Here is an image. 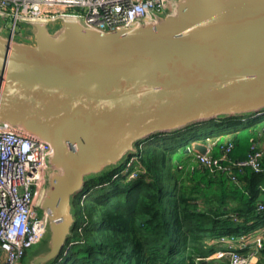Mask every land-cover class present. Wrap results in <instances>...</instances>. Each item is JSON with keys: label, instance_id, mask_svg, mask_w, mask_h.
I'll list each match as a JSON object with an SVG mask.
<instances>
[{"label": "water", "instance_id": "1", "mask_svg": "<svg viewBox=\"0 0 264 264\" xmlns=\"http://www.w3.org/2000/svg\"><path fill=\"white\" fill-rule=\"evenodd\" d=\"M19 23L30 41L0 33V124L51 148L37 202L48 247L27 264L59 256L86 177L136 154L142 139L264 114V0H172L114 31L73 18Z\"/></svg>", "mask_w": 264, "mask_h": 264}, {"label": "trees", "instance_id": "2", "mask_svg": "<svg viewBox=\"0 0 264 264\" xmlns=\"http://www.w3.org/2000/svg\"><path fill=\"white\" fill-rule=\"evenodd\" d=\"M241 121L243 116L214 118L158 132L136 144L130 164L129 156L122 167L87 176L72 198L71 232L47 264H214L206 257L220 247L221 236L258 231L264 242V209L258 210L264 204V170L236 169L232 180L191 161L196 140L208 146L199 130L209 124L232 127L220 146L233 144L228 162L246 158L264 133V114ZM240 127L248 134L247 149L239 143ZM132 171L136 176L130 178ZM258 252L264 256V245Z\"/></svg>", "mask_w": 264, "mask_h": 264}, {"label": "built area", "instance_id": "3", "mask_svg": "<svg viewBox=\"0 0 264 264\" xmlns=\"http://www.w3.org/2000/svg\"><path fill=\"white\" fill-rule=\"evenodd\" d=\"M171 3L172 0H0V18L13 34L20 19L54 22L73 18L90 28L114 31L153 20L155 13L164 12ZM232 147L231 142L223 146L221 157L197 152L195 160L225 172L232 180H236V169L264 170V143L253 142L246 158L228 162ZM50 152L48 143L0 124V264H19L27 249L45 235L46 218L39 214L37 202L49 170ZM129 175L132 178L136 173ZM262 209L264 204L259 203L258 210ZM217 243L220 247L206 259L227 257L228 264H248L264 245L258 231L238 237L221 236Z\"/></svg>", "mask_w": 264, "mask_h": 264}, {"label": "rangeland", "instance_id": "4", "mask_svg": "<svg viewBox=\"0 0 264 264\" xmlns=\"http://www.w3.org/2000/svg\"><path fill=\"white\" fill-rule=\"evenodd\" d=\"M1 24H2L3 28L0 30V33L4 36H9L11 29L7 28L8 27L7 24H5L2 19H1ZM18 25H20L21 27H18L16 33L14 34V39L15 40L30 41L31 39L29 38V36L31 34V28L27 27L26 24H22V23H19ZM56 26L57 25H54L51 23V24H49V29L51 31H53L56 28ZM254 116L255 115L253 113H248L246 115H243L244 121H241L242 124L248 123L249 121H251V119ZM199 131H201L199 133H202L201 137L202 138L205 137L207 139V144L209 146V152L208 153H210L211 155H213L215 157H221L222 156V149L220 146L226 142L229 135L232 136V132H231V131H233L232 127L224 125V126L219 128V127H216L215 125L209 124L208 126L205 125ZM238 132L239 133L237 136L239 139V143L243 144V145L245 144V149H247L249 146V141H248L249 138H248V134L246 132V129H242V127H240ZM209 133H212L211 137H208V136H210V135H208ZM186 138H187L186 140H189V135ZM198 141H201V138L196 140L195 142H198ZM125 161L126 160L124 159L121 162V167ZM124 172H126V170ZM39 213H40V210H39ZM49 235H50L49 232H47L45 234V236L40 241L36 242L29 249H27L24 256L19 260V264H27L29 262V259H30L32 254L44 251L48 247Z\"/></svg>", "mask_w": 264, "mask_h": 264}, {"label": "crops", "instance_id": "5", "mask_svg": "<svg viewBox=\"0 0 264 264\" xmlns=\"http://www.w3.org/2000/svg\"><path fill=\"white\" fill-rule=\"evenodd\" d=\"M258 141H259L260 144H263L264 143V133L263 134H260ZM198 142L203 143L202 141H198ZM191 152H192V154H191V161L192 160L193 161H196L195 160V154H196L197 151L196 150L195 151L193 150ZM207 152H209V146H207ZM211 260L213 261L214 264H228L229 263V259L227 257L214 258V259H211ZM248 264H264V256L259 255V252H257V253H255V255H253L250 258Z\"/></svg>", "mask_w": 264, "mask_h": 264}, {"label": "bare ground", "instance_id": "6", "mask_svg": "<svg viewBox=\"0 0 264 264\" xmlns=\"http://www.w3.org/2000/svg\"><path fill=\"white\" fill-rule=\"evenodd\" d=\"M260 118V117H259Z\"/></svg>", "mask_w": 264, "mask_h": 264}]
</instances>
